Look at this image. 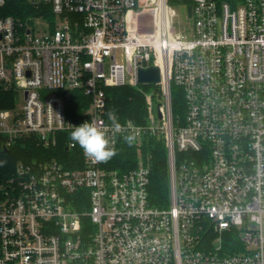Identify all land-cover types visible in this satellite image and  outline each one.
<instances>
[{
	"label": "built area",
	"instance_id": "2783aa9c",
	"mask_svg": "<svg viewBox=\"0 0 264 264\" xmlns=\"http://www.w3.org/2000/svg\"><path fill=\"white\" fill-rule=\"evenodd\" d=\"M27 1L54 19L0 15V89L14 104L0 108V150L30 137L75 150L72 125L108 123L107 86L138 88L146 115L113 138L136 136L132 167L18 161L0 184V264H264V0ZM150 65L152 91L138 82ZM73 89L89 98L78 120ZM147 136L165 143L164 207L148 198Z\"/></svg>",
	"mask_w": 264,
	"mask_h": 264
},
{
	"label": "trees",
	"instance_id": "16d2710c",
	"mask_svg": "<svg viewBox=\"0 0 264 264\" xmlns=\"http://www.w3.org/2000/svg\"><path fill=\"white\" fill-rule=\"evenodd\" d=\"M172 4H185L188 0H170ZM43 14L51 23L54 19L49 4L41 3L34 5L27 0H7L5 5L0 7V15H10L18 17L22 22H26L29 16ZM105 99L107 100V110H115L120 120H134L142 123L146 115V99L138 88L133 86L105 87ZM173 112L184 115L185 97L181 87L173 84ZM89 98L85 96L83 90L73 89L70 98L66 103V116H72L76 120L82 117L84 110L88 107ZM13 91L0 89V108L13 106ZM62 133H60L61 135ZM143 152L151 156L150 175L148 183V198L151 203L164 207L168 201V169L166 166V149L164 141L153 136L144 139ZM82 150L78 147L67 149L62 142L54 146L43 147L34 137L17 141L6 151L0 150V184L10 175L19 160L32 162L33 159L44 160L47 158H58L67 166H80ZM136 161L135 142L131 145L124 140L116 148V155L108 161V167L123 169L132 167ZM1 195V191H0ZM76 206V205H75ZM81 208L80 205L76 206ZM235 239V238H234ZM236 241V239H235ZM230 252L234 251L231 248Z\"/></svg>",
	"mask_w": 264,
	"mask_h": 264
},
{
	"label": "clouds",
	"instance_id": "9594fccd",
	"mask_svg": "<svg viewBox=\"0 0 264 264\" xmlns=\"http://www.w3.org/2000/svg\"><path fill=\"white\" fill-rule=\"evenodd\" d=\"M107 124H98L96 121H85L79 125H72L70 139L73 146H79L84 157L93 163L105 164L116 155L114 137L125 131V126L119 123L115 110L107 113ZM111 133V135H110ZM124 142L131 145L136 139L134 134L123 136Z\"/></svg>",
	"mask_w": 264,
	"mask_h": 264
},
{
	"label": "water",
	"instance_id": "95a60500",
	"mask_svg": "<svg viewBox=\"0 0 264 264\" xmlns=\"http://www.w3.org/2000/svg\"><path fill=\"white\" fill-rule=\"evenodd\" d=\"M189 14L191 13L190 6L188 7ZM160 79V69L156 66L150 65L145 66L144 68L139 67L138 68V82L140 84L145 83H158ZM7 148H4V151H6Z\"/></svg>",
	"mask_w": 264,
	"mask_h": 264
},
{
	"label": "rangeland",
	"instance_id": "374dc122",
	"mask_svg": "<svg viewBox=\"0 0 264 264\" xmlns=\"http://www.w3.org/2000/svg\"><path fill=\"white\" fill-rule=\"evenodd\" d=\"M37 29H38L40 32H42V30H43V28H42L41 26H36V30H37ZM148 90H149V91L155 90V85H154V84H153V85H149V86H148ZM15 103H16V109H19V108L22 107V105H23V97H22L21 94H19V95L17 96Z\"/></svg>",
	"mask_w": 264,
	"mask_h": 264
}]
</instances>
